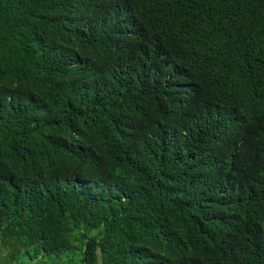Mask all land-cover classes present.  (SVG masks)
I'll return each instance as SVG.
<instances>
[{"label":"trees","instance_id":"16d2710c","mask_svg":"<svg viewBox=\"0 0 264 264\" xmlns=\"http://www.w3.org/2000/svg\"><path fill=\"white\" fill-rule=\"evenodd\" d=\"M0 264H264V0H0Z\"/></svg>","mask_w":264,"mask_h":264}]
</instances>
